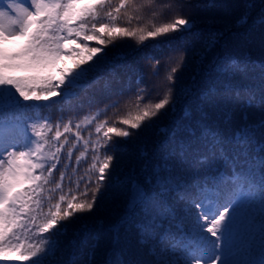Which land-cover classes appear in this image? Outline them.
I'll use <instances>...</instances> for the list:
<instances>
[{
	"label": "snow or ice",
	"instance_id": "6c2138e0",
	"mask_svg": "<svg viewBox=\"0 0 264 264\" xmlns=\"http://www.w3.org/2000/svg\"><path fill=\"white\" fill-rule=\"evenodd\" d=\"M153 5L161 11L157 12ZM189 6L184 0H175V4L169 0H119L118 4L113 0H0V261L93 264L87 257L83 261L57 259L62 240L83 218L82 214L92 212L96 206L98 194L105 187L103 182L111 175L109 169L114 158L111 153L119 146L113 137H130L133 133L128 129L140 128L169 106L171 88L156 102L148 100L141 104L144 96L138 94L135 111L111 124L103 109L78 116L75 123L71 117L67 120L58 117L54 121L48 110L63 111L55 106L69 101L75 94L73 89L109 62L104 47L115 44L117 39L132 38L143 44L149 38L187 31L191 21L181 10ZM145 9L151 10L153 17L163 16L167 10L171 19L159 24L150 21V28L147 25L129 28L118 23L125 18L129 23L140 20ZM248 19L246 12L237 24H246ZM258 20L264 26V13ZM89 41L103 47H90ZM207 43H214L213 37ZM170 45L171 41H160L143 53L145 59L153 61L156 76L160 75L157 53ZM102 52L104 55L98 57ZM73 57L78 59L71 69H64L58 76L50 74L62 59ZM94 57L98 58L89 67H81ZM123 58L117 53L111 61ZM176 70L171 68L167 81L174 79ZM221 70L228 76L250 69L248 65L226 62ZM259 73L257 88L228 89V93L242 100L245 108H253L259 92L258 102L264 112V63L259 65ZM110 86L109 82L107 87ZM55 97L61 99L53 100ZM49 100L52 104L28 103ZM37 109L38 119L28 115ZM242 119L244 123L230 138L207 123L199 129H188L192 136L199 131V143L191 152L190 164L202 174L191 191H179L178 184L173 188L175 181L171 175H163L171 171L167 161L155 173V184L161 194L175 191L184 202L179 213L138 181L130 185L128 205L130 214L136 216L137 241L154 257L152 264H264V141L256 143L255 158L245 157V150L255 137L247 115ZM89 152L91 163L87 164L84 177L75 180L73 189L72 177L78 176L82 161L87 163ZM182 156V162L188 160L189 151L182 150ZM248 163L258 164V181L246 167ZM66 178L70 181L67 192L63 183ZM81 180H84L82 191ZM145 183L152 184L153 180L146 178ZM257 196L261 259L237 261L231 256L237 214L245 202L251 207ZM173 225L182 233L178 241L171 231Z\"/></svg>",
	"mask_w": 264,
	"mask_h": 264
},
{
	"label": "trees",
	"instance_id": "16d2710c",
	"mask_svg": "<svg viewBox=\"0 0 264 264\" xmlns=\"http://www.w3.org/2000/svg\"><path fill=\"white\" fill-rule=\"evenodd\" d=\"M184 1L190 5L181 10V14L191 21V27L187 31L176 32L168 37L149 38L143 44L132 38L117 39L115 44L104 47V52L109 54V62L91 72L80 87L73 89L75 94L72 98L63 102L62 112L72 117L73 123L78 116L103 109L111 124L118 117L126 116L129 111H135L138 94L144 96L141 104L148 100L156 102L171 88L169 106L150 121H145L140 128L128 129L133 133L130 137H113L119 142V146L111 153L114 157L109 169L111 175L103 182L105 187L98 194L93 211L82 214L83 218L72 226L62 240V251L57 257L61 261H83L87 257L93 264H152L154 257L137 241L136 216L130 214L128 205L130 185L138 181L150 194L160 197L179 213L184 202L179 200L175 191L161 194L155 184V173L167 161L171 171L163 175L170 174L175 181L173 188L178 184L179 191H191L194 181L202 178V174L190 164L191 152L195 151L199 143V131L196 136H192L188 131L190 127L199 129L203 123H207L230 138L244 123L242 116L246 114L247 123L254 129L255 138L245 150L244 156L255 158L258 155L256 143L264 141V127H261L264 112L258 102L259 92L255 107L245 108L242 100L238 101L229 95L228 89L257 88L260 84L259 65L264 63V26L260 25L258 17L264 13V0ZM118 2L119 0H113L114 4ZM169 2L175 4V0ZM153 8L157 12L161 11L156 5ZM246 12L248 22L238 25V18ZM140 15V20L133 19L129 23L125 18L118 23L129 28L145 25L150 28V21L159 24L171 19L167 10H164L163 16L153 17L148 9ZM181 34L184 36H180ZM209 37H213L214 43H207ZM160 41H171V45L162 53H157L160 75L156 76L153 73V61L145 59L143 53L148 51V46ZM87 43L90 47H103L95 41ZM117 53L124 58L112 62L111 57ZM103 55L102 52L98 57ZM98 57L81 67H89ZM77 59L78 57L67 58V62L73 64ZM226 62L248 65L250 70L226 76L221 70ZM172 67L177 69L174 79L167 81V74ZM109 82L110 88L107 87ZM141 89L144 91L141 92ZM28 115L38 119L33 112ZM226 115L230 119H226ZM202 118H205L203 122ZM117 126L126 127L120 124ZM182 150L189 151V159L183 162ZM169 154H172L171 158ZM88 163H91V152L88 153L87 163L82 161L78 176L72 177L73 189L75 180L84 177ZM246 167L258 181V164L248 163ZM146 178L152 179L153 183L146 184ZM69 184L68 179L64 184L65 192L68 191ZM83 187L84 180H81V191ZM257 199L258 202H254L251 207L245 202L237 214L231 250L232 253L238 246L241 233H256L252 242V259L256 262L261 259L258 196ZM255 226L258 227L255 229ZM171 231L176 239L181 238L182 233L175 225Z\"/></svg>",
	"mask_w": 264,
	"mask_h": 264
},
{
	"label": "rangeland",
	"instance_id": "374dc122",
	"mask_svg": "<svg viewBox=\"0 0 264 264\" xmlns=\"http://www.w3.org/2000/svg\"><path fill=\"white\" fill-rule=\"evenodd\" d=\"M185 3H186V1H184ZM187 4V3H186ZM180 32H183V31H179L178 33H180ZM174 33H176V32H172V33H169L168 35H166V36H161V37H168V36H171V35H174ZM180 36H184V34H181ZM186 38V37H185ZM185 38H183V39H185ZM59 70V69H58ZM115 91H117V89L115 90ZM173 185H175V183L173 184ZM245 238H249V235L248 234H245V236H244Z\"/></svg>",
	"mask_w": 264,
	"mask_h": 264
}]
</instances>
